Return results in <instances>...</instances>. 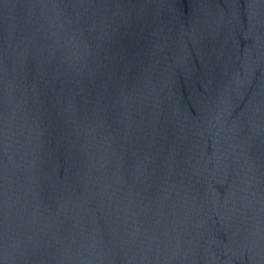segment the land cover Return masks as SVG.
<instances>
[{"label": "water", "instance_id": "1", "mask_svg": "<svg viewBox=\"0 0 264 264\" xmlns=\"http://www.w3.org/2000/svg\"><path fill=\"white\" fill-rule=\"evenodd\" d=\"M0 264H264V0H0Z\"/></svg>", "mask_w": 264, "mask_h": 264}]
</instances>
